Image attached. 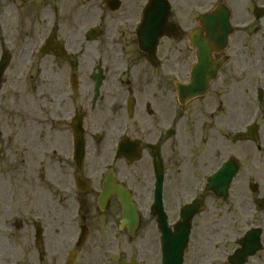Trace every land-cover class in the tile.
<instances>
[{
	"label": "flooded vegetation",
	"instance_id": "flooded-vegetation-1",
	"mask_svg": "<svg viewBox=\"0 0 264 264\" xmlns=\"http://www.w3.org/2000/svg\"><path fill=\"white\" fill-rule=\"evenodd\" d=\"M221 2L229 9L233 32L223 54L211 52L208 80L195 87L202 94L182 105L175 83L188 84L199 66L190 33L199 26L200 0H0L3 114L16 121L21 112L18 85L24 68L36 73L35 85H48L52 97L61 100L39 133L34 127L23 135L21 125L0 118V264L61 260L50 256L45 241H35L33 226L39 216L45 226L56 207L68 203V191L81 220H102L109 234L122 213L113 193L102 207L98 203L110 170L137 211L150 212L157 181L154 154L170 213L202 192L205 180L226 164L225 175L233 177L229 197L222 201L208 194L207 219L198 224L203 214L195 216L192 234L204 224L208 243L215 249L221 244L224 264H232V257L264 264V0H218L211 9ZM46 41L47 52H41ZM98 69L103 82L92 103ZM72 74L81 93L72 91ZM71 91L83 96L74 109L83 117L86 139L79 173L71 156ZM123 138L129 140L130 158L116 159ZM67 221L72 222L69 215ZM149 222L144 244L152 240ZM191 249L194 255L196 246ZM201 253H207L205 247ZM137 255L151 263V253Z\"/></svg>",
	"mask_w": 264,
	"mask_h": 264
},
{
	"label": "rangeland",
	"instance_id": "rangeland-1",
	"mask_svg": "<svg viewBox=\"0 0 264 264\" xmlns=\"http://www.w3.org/2000/svg\"><path fill=\"white\" fill-rule=\"evenodd\" d=\"M203 1L204 0H200V10L204 6V4L201 3ZM24 71L25 72L22 76L23 78L18 85L21 98V100L19 101L21 105V112L19 116H17V120H10V115L3 114L1 110V108L3 107L2 104H0V118L6 120L8 123H17L21 125L23 129V135H27V128H31L35 132V127L37 132L39 133L38 128L46 127V124L49 121L50 113L53 112L54 107H57V103L61 100L54 99L56 97H52L48 85L43 84L39 86V81L35 85L34 77L36 79V73L34 71L31 74L26 73L29 71V69L24 68ZM79 74H81L80 70ZM38 79L40 80L41 77H39ZM82 101L83 96L81 95L78 96L76 99L70 100V103L68 105L70 115H72L74 106L81 105ZM56 124H60L57 119L55 120V125ZM169 189L170 188L168 186V192ZM54 191H57L55 187ZM67 194L72 199L70 198L68 203L62 202L61 206L64 209H61V206H57L53 212V217L48 222H46V225L44 226L45 245L48 247L50 256L54 259L61 258L63 255L67 254L69 249L73 248L75 237L79 231L78 227L73 223V219L70 223L67 221L68 215L72 218L73 214L76 212L77 207V204L73 199L74 196L70 195L69 192H67ZM170 195L171 194L168 193V198H170ZM206 219L207 215L204 214L203 217H200L198 219V224L205 221ZM37 220L42 221L41 216H39ZM99 222H101L102 224L104 223L102 220ZM93 223L94 222L89 223L92 231L87 242L80 249L76 264H119V254L123 256H129L133 252H142L143 250L151 252L152 257L150 261H154L155 263L158 262L159 245L157 244L156 233L152 231L153 233L149 235L150 237H152V240L146 244L141 243V236L144 234L146 225L144 229H142L140 233L136 236L135 240L131 242V240L128 241L124 237V235H116L117 231H115L114 228L111 227L109 229L108 234L106 226H98L99 223ZM206 236L207 232L204 224L193 231L191 238L192 242H190V246L186 250V261L191 259L192 264H211L210 260L213 259V264H222L221 258L219 260V256H221V246L218 245L217 249H215L212 243H208L209 240H207V238L209 237ZM96 241L99 243H96ZM212 241H216V239ZM192 245L196 246V251L194 252V255L191 249ZM210 245L212 247L213 253L211 252ZM202 247H205L207 253H201ZM210 255L212 257L208 258V256ZM196 257H201L204 259V261L198 260L196 259ZM4 260L8 261L7 258H5Z\"/></svg>",
	"mask_w": 264,
	"mask_h": 264
},
{
	"label": "water",
	"instance_id": "water-1",
	"mask_svg": "<svg viewBox=\"0 0 264 264\" xmlns=\"http://www.w3.org/2000/svg\"><path fill=\"white\" fill-rule=\"evenodd\" d=\"M201 54H205V49L202 48ZM206 66V64L201 65L200 69L202 67ZM124 198V205H125V216L129 217L130 215L134 214L131 206L129 205V199L125 195H122ZM188 225V224H187ZM164 229V232L166 234V244L163 245L164 248V262L165 264H182V254L183 249L186 245V234H183L182 231H176L175 234H170V230L166 227V224H162L161 226ZM188 228V227H186ZM185 228V229H186ZM184 230V229H182ZM182 238L184 241L180 242L179 239ZM75 252H72L70 254L69 262L67 264H73L75 259Z\"/></svg>",
	"mask_w": 264,
	"mask_h": 264
}]
</instances>
